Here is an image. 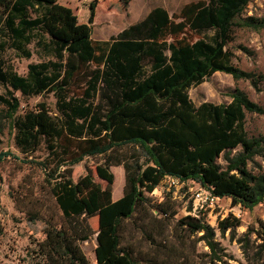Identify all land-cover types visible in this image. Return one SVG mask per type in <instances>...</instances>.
Wrapping results in <instances>:
<instances>
[{
	"label": "trees",
	"instance_id": "16d2710c",
	"mask_svg": "<svg viewBox=\"0 0 264 264\" xmlns=\"http://www.w3.org/2000/svg\"><path fill=\"white\" fill-rule=\"evenodd\" d=\"M250 1H190L173 14L156 6L117 35L100 40L92 36L96 0L90 3L88 22H80L59 0H0V83L6 88L0 92L6 108L0 111V131L8 118L26 158L44 145L45 157L35 161L46 171L68 221L48 231L43 252L49 264H91L79 243L93 233L97 264H162L122 245L120 229L168 176L195 180L234 204L253 207L264 200V173L249 168L250 160L264 152V135L250 137L245 127L246 112L264 113V107L239 87L224 103L197 105L189 94L218 71L248 79L260 90L264 74L237 66L227 47L236 26L264 28V16H242ZM33 42L51 57L30 62L26 74L4 66L9 50L30 58ZM18 91L25 96L53 93L57 112L40 102L19 113ZM130 145L145 156L115 154ZM98 154L107 155L102 168L107 185L91 172L74 180L71 167ZM114 164L125 169V189L118 199L109 172ZM92 216H98L96 231ZM240 223L227 216L216 228L204 217L182 219L192 232H202L213 264H227L217 230L223 234ZM252 232L264 248V221Z\"/></svg>",
	"mask_w": 264,
	"mask_h": 264
},
{
	"label": "rangeland",
	"instance_id": "374dc122",
	"mask_svg": "<svg viewBox=\"0 0 264 264\" xmlns=\"http://www.w3.org/2000/svg\"><path fill=\"white\" fill-rule=\"evenodd\" d=\"M94 0H59L77 14L80 22H88L91 14L90 3ZM96 16L93 24V38L108 40L132 23L143 19L156 6L178 13L181 7L196 0H96ZM264 16V0H251L242 16ZM234 40L228 48L234 53L233 62L247 71L264 74V28L248 26L234 28ZM30 58L18 56L13 50L5 55V67L11 65L20 74H26L30 62L48 59L46 48L31 43ZM243 89L249 97L264 107V80L257 90L248 79H234L231 74L218 71L199 85L189 90L195 104L204 101L229 102L234 88ZM0 92L6 88L0 83ZM21 100L19 113L46 102L57 112L56 97L51 92L42 95L25 96L18 91ZM6 110L0 104V111ZM245 127L250 137L264 135V113L246 112ZM0 260L5 264H49L43 252L48 231L59 228L68 221L64 217L53 195L46 171L35 160L46 155L44 145L27 156L17 147L8 118H3L0 131ZM137 151L145 152L137 145L118 148L117 156L129 155ZM33 160H29V159ZM145 159V158H143ZM107 155L86 156L71 167L74 180L91 172L97 182L104 187L107 181L102 176V168ZM220 162L225 163L224 159ZM254 173H264V152L255 155L249 162ZM109 172L114 179L113 198L118 199L125 189V169L123 165H111ZM201 184L195 180L179 183L166 177L157 188L148 193V201L139 205L133 215L122 222L120 229L122 245H128L136 256L153 257L162 264H213L211 251L200 238L202 232H192L182 224L187 216L204 217L214 227L227 216L240 219V225L225 233L217 230L216 239L227 264H264L263 240L252 229L264 221V200L253 207L234 204L231 198H220L215 203L199 201L196 195ZM93 231L98 229V216L89 218ZM96 234L79 243L80 248L96 264ZM215 264H224L216 262Z\"/></svg>",
	"mask_w": 264,
	"mask_h": 264
},
{
	"label": "built area",
	"instance_id": "2783aa9c",
	"mask_svg": "<svg viewBox=\"0 0 264 264\" xmlns=\"http://www.w3.org/2000/svg\"><path fill=\"white\" fill-rule=\"evenodd\" d=\"M173 182L179 183L181 180L178 177L168 176ZM197 198L203 204L205 203H215L220 197L214 195L211 190L208 188L201 186L198 191H196ZM97 264V263H96Z\"/></svg>",
	"mask_w": 264,
	"mask_h": 264
}]
</instances>
